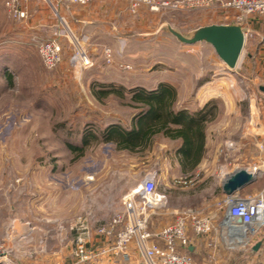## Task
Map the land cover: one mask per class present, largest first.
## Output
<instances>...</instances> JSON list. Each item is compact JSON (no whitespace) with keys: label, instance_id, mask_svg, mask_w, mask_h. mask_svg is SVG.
<instances>
[{"label":"rangeland","instance_id":"rangeland-1","mask_svg":"<svg viewBox=\"0 0 264 264\" xmlns=\"http://www.w3.org/2000/svg\"><path fill=\"white\" fill-rule=\"evenodd\" d=\"M91 1L77 4L69 0H27L19 6L25 17L14 18L5 7V0H0L1 226H4V200H43L55 187L57 193L65 188L72 191L73 200H100L105 206L104 217H110L122 212L123 197L150 175L157 191L166 195V206L155 216V225L169 224L177 213L193 210L223 230L219 223L227 217V206L218 190L219 168L212 172L182 173L176 152L179 143L162 135L154 136L146 147L136 151L118 149L114 142L105 140L102 130L111 124L129 129L138 109L129 105L127 92L124 99L114 93H100L109 88H135L138 75L149 69L150 57L165 54L176 60V48L180 45L168 26L188 36L200 26L233 22L225 18L220 7L225 0H155L157 5L141 4L136 8L129 0H114L123 2L133 15L144 12L145 20L130 25L129 31L146 34L143 37L147 39L130 43L129 38L120 37L116 46L104 44L92 48L83 34L72 29L66 14ZM16 28L23 34L31 29L36 32L31 35L25 32L28 40L23 41L21 53L16 49L4 52V40L16 33ZM161 36L168 38V50L160 45L163 42L156 41L155 37ZM51 41L61 47V60L47 69L38 47ZM23 53L26 55H20ZM77 53L88 63L74 59ZM8 56L19 57L18 63H12L11 82L2 66ZM159 67L164 66L153 65L151 69ZM242 190L240 197L255 195ZM67 231L59 228L58 240ZM74 238L73 233L72 257ZM94 238L89 246L99 247ZM257 238L246 235L234 243L225 235L217 236L215 246L201 252L195 261L197 264H264V257L258 258V262L250 254V244ZM0 244V260H4L7 248L1 235ZM131 254V260L141 264L140 254L133 245ZM115 259L123 258L101 257L92 261Z\"/></svg>","mask_w":264,"mask_h":264},{"label":"crops","instance_id":"crops-1","mask_svg":"<svg viewBox=\"0 0 264 264\" xmlns=\"http://www.w3.org/2000/svg\"><path fill=\"white\" fill-rule=\"evenodd\" d=\"M66 14L72 29L79 35L83 34L91 48L104 44L116 46L120 37L129 38L130 43L147 39L143 37L146 34L129 31L130 25H136L138 20H145L144 12L139 11L133 15L123 2L92 0L86 6L68 10ZM233 23L235 22L227 20L219 24ZM240 26L245 39L233 71L227 69L210 44L198 42L186 45L177 41L180 45L176 48L177 59H171L165 54L150 57L149 69L153 65L164 67L150 71L148 69L143 75H138L135 85L152 90L159 84L166 83L175 91L174 109L186 110L188 113L199 110L208 113L209 121L205 122L204 127L203 155L190 171L182 170L179 164L182 173L212 172L219 168L220 189L221 180L233 170L245 168L250 171L255 167L258 170L256 181L243 190L256 194L264 192V171L261 169L264 160V93L259 89L264 85V15L245 18ZM19 30L16 28L17 32L9 34L4 40V52L16 49L17 53H21L19 51L23 49V41L28 40L25 32L30 35L36 32L32 29L24 30L23 34ZM155 39L163 42L160 43L162 48L169 49L166 44L168 38L161 36ZM173 39L176 41L174 37ZM18 58L8 56L4 59L2 66L6 78L12 72V63H18ZM14 59L17 62H13ZM173 141L180 144V140ZM227 142H232L233 146L227 147ZM56 189H52L50 195L43 200H4V226L0 223V235L4 236L7 255L4 260H0V264H74L73 232L69 229L79 217H86L90 227L96 229L113 216L104 217L105 206L100 200H73L72 191L65 188L64 192L60 189V193H57ZM62 192L64 195H61ZM220 193L225 199L226 195L221 189ZM161 213L160 210L151 217L153 230L165 225L157 226L153 222ZM59 228L68 230L65 237H60L62 242L58 240ZM263 231L264 228L254 235L258 238L250 244V254L258 262L260 257H264ZM188 233L191 243L182 251L190 253L195 264L201 252L215 246L217 236H224L220 229L203 236L195 235L191 230ZM93 237L97 245L104 242L101 236ZM258 241H261L260 246L253 250V245ZM131 257L132 254L121 257L122 260L90 261L84 264H138Z\"/></svg>","mask_w":264,"mask_h":264},{"label":"built area","instance_id":"built-area-1","mask_svg":"<svg viewBox=\"0 0 264 264\" xmlns=\"http://www.w3.org/2000/svg\"><path fill=\"white\" fill-rule=\"evenodd\" d=\"M27 0H5V7L14 18L25 17L19 7ZM71 3L85 4L89 0H69ZM133 8L141 4H155V0H129ZM225 11V18L235 23H242L245 18L264 15V0H225L220 3ZM42 64L52 69L61 60V47L54 41L40 44L38 47ZM74 59L88 63L81 53ZM232 147V142L226 143ZM264 171V160L261 164ZM256 176L258 170H250ZM122 212L114 214L108 221L92 229L86 217H79L70 228L75 234L73 260L74 264H84L101 257H129L132 245L140 254L141 264H195L190 253L183 252L191 243L189 230L195 235H207L216 230L215 224L207 217H200L193 210L176 214L174 220L153 230L151 217L166 206V195L157 191L156 182L150 175L141 184L128 192L122 200ZM227 217L219 227L225 237L234 243L244 236H254L264 228V192L252 196L240 197L238 194L226 196ZM240 219V223L237 221ZM253 227V229H252ZM243 230V236L237 233ZM94 235L101 236L104 242L99 247H90ZM0 244V257L2 256ZM5 256V255H4Z\"/></svg>","mask_w":264,"mask_h":264},{"label":"trees","instance_id":"trees-1","mask_svg":"<svg viewBox=\"0 0 264 264\" xmlns=\"http://www.w3.org/2000/svg\"><path fill=\"white\" fill-rule=\"evenodd\" d=\"M7 78L11 82V76ZM126 92L129 94V105L138 111L129 129L116 124L105 127L102 130L105 140L114 142L118 149L128 151L146 147L156 135L180 140L176 150L179 164L182 170L194 169L204 152V127L208 113L202 110L188 113L186 110L174 109L175 91L166 83L152 90L118 87L109 88L100 94L114 93L124 99Z\"/></svg>","mask_w":264,"mask_h":264},{"label":"water","instance_id":"water-1","mask_svg":"<svg viewBox=\"0 0 264 264\" xmlns=\"http://www.w3.org/2000/svg\"><path fill=\"white\" fill-rule=\"evenodd\" d=\"M171 35L182 44L191 45L198 42L210 44L219 59L225 64L229 71H233L241 55L245 34L240 23L233 24H210L196 28L188 36L167 27ZM264 93V85L259 87ZM256 181V175L245 169L237 168L226 175L220 183V189L226 196L238 194L243 188ZM240 223V219H237ZM264 237V231H263ZM261 241L253 245V250H257Z\"/></svg>","mask_w":264,"mask_h":264},{"label":"bare ground","instance_id":"bare-ground-1","mask_svg":"<svg viewBox=\"0 0 264 264\" xmlns=\"http://www.w3.org/2000/svg\"><path fill=\"white\" fill-rule=\"evenodd\" d=\"M244 233H245V232H244L243 230H240V232H239V233H237V235H238V237H239V236H243V235H244Z\"/></svg>","mask_w":264,"mask_h":264}]
</instances>
